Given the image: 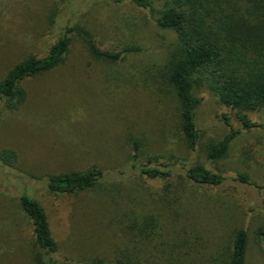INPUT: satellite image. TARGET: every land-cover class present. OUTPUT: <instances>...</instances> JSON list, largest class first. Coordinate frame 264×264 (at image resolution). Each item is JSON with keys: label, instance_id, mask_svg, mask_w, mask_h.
<instances>
[{"label": "rangeland", "instance_id": "374dc122", "mask_svg": "<svg viewBox=\"0 0 264 264\" xmlns=\"http://www.w3.org/2000/svg\"><path fill=\"white\" fill-rule=\"evenodd\" d=\"M113 1L0 0V80L29 56L46 55L67 22L90 30L105 49H137L105 63L75 38L62 65L24 81V106L10 111L0 100V150L18 154L14 168L0 164V264H33L22 193L43 206L62 264H217L237 228L248 232L247 264H264V111L249 113L258 126L244 131L237 111L195 88L201 142L191 151L162 79L175 33L158 28L153 12ZM222 113L240 134L229 157L212 163L204 148L228 133ZM132 138L143 145V161L174 166L170 180H148L132 168ZM197 164L224 175V186L191 184L186 169ZM93 167L105 174L93 190H46L52 174ZM239 175L260 188L241 185Z\"/></svg>", "mask_w": 264, "mask_h": 264}, {"label": "trees", "instance_id": "16d2710c", "mask_svg": "<svg viewBox=\"0 0 264 264\" xmlns=\"http://www.w3.org/2000/svg\"><path fill=\"white\" fill-rule=\"evenodd\" d=\"M117 5L150 11L156 14L158 28L175 33L176 41L162 69L163 81L173 90L178 104L179 128L186 146L197 151L201 134L196 123V109L201 99L194 89H208L225 107L237 111V120L245 131L258 126L249 113L264 111V0H114ZM75 38L80 39L90 55L105 63H118L137 49L110 50L103 48L87 28L63 24L60 33L44 56H29L16 64L0 80V100L6 109L17 111L28 100L24 85L28 78L53 71L62 65ZM228 133L212 140L204 148L206 159L217 163L230 155L232 143L240 134L231 117L222 113ZM132 168L148 180H170L174 166L157 159L143 161V145L131 139ZM18 154L11 148L0 150V164L14 168ZM103 170L66 171L50 175L46 190L51 194L73 195L95 189L103 180ZM186 179L199 188L223 187L221 173L197 164L186 169ZM238 182L248 188H260L246 175ZM263 188V187H261ZM167 199L165 197V203ZM20 206L33 229V264H62L56 257L59 246L53 237L47 214L31 194L19 196ZM170 205V201H167ZM152 222L146 225L150 227ZM148 229V228H147ZM146 229V230H147ZM149 230V229H148ZM264 240V226L258 230ZM224 249V259L217 264H247L248 232L237 228ZM92 264H106L95 261ZM118 264H133L119 260Z\"/></svg>", "mask_w": 264, "mask_h": 264}]
</instances>
